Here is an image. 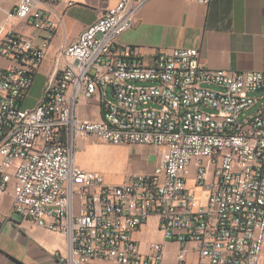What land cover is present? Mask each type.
I'll list each match as a JSON object with an SVG mask.
<instances>
[{"label":"built area","instance_id":"2783aa9c","mask_svg":"<svg viewBox=\"0 0 264 264\" xmlns=\"http://www.w3.org/2000/svg\"><path fill=\"white\" fill-rule=\"evenodd\" d=\"M63 1H18L14 15L46 30L40 44L14 33L0 40L9 62L0 64V190H12V212L68 236L62 264H164L163 243L143 253L133 238L153 214L178 244L179 264L191 249L210 264H261L264 102L240 115L264 100V71L206 67L197 48L161 49L146 61L117 37L148 0H119L62 47L65 66L39 103L24 107ZM90 98L100 101V120L77 115ZM87 138L163 148V159L109 183L77 163Z\"/></svg>","mask_w":264,"mask_h":264},{"label":"crops","instance_id":"0c3cea01","mask_svg":"<svg viewBox=\"0 0 264 264\" xmlns=\"http://www.w3.org/2000/svg\"><path fill=\"white\" fill-rule=\"evenodd\" d=\"M18 1L0 0V40L14 33L40 44L47 36L46 30L14 15ZM73 1L74 4L69 6L65 0L51 12L58 25L23 101L24 107L36 106L47 83L65 66L67 58L62 54V47L76 41L84 28L119 0ZM117 41L121 45L139 47L146 61L161 49L197 48L206 67L264 71V0H210L208 3L199 0H148L137 12L132 27L120 34ZM8 63L6 58L0 59V64ZM76 112L81 119L89 120H100L103 115L98 98L83 100ZM86 142L103 148V161L119 176L117 179L105 177L109 183H121L133 173L150 172L163 159V148L116 145L93 138L78 143L84 145ZM77 151V163L93 170L91 164L77 159ZM188 185L194 187L193 180H189ZM194 189L204 194L201 188ZM13 201L11 189L0 190V264H62L60 254H67L70 248L68 236L41 228L13 213ZM133 238L143 253L149 251L151 244L163 243L164 264H179L176 256L178 244L166 238L157 215H151L134 232ZM100 264L115 263L101 260ZM184 264L210 263L191 249ZM261 264H264V251Z\"/></svg>","mask_w":264,"mask_h":264},{"label":"rangeland","instance_id":"374dc122","mask_svg":"<svg viewBox=\"0 0 264 264\" xmlns=\"http://www.w3.org/2000/svg\"><path fill=\"white\" fill-rule=\"evenodd\" d=\"M253 94L256 97H259L261 95V92H255ZM263 102L264 100H259L257 104L242 112L240 115V120L251 115L258 107L262 105ZM76 151H77V159L79 161L91 164L93 166V170L101 172L105 177H109L111 179L112 178L117 179L119 177L117 176V174H114L115 173L114 168L106 165V163L103 161L101 157V154H103L102 147L98 146L97 144H93L91 142H86L84 145L78 143L76 147Z\"/></svg>","mask_w":264,"mask_h":264},{"label":"water","instance_id":"95a60500","mask_svg":"<svg viewBox=\"0 0 264 264\" xmlns=\"http://www.w3.org/2000/svg\"><path fill=\"white\" fill-rule=\"evenodd\" d=\"M260 90H264V87H263V88H261Z\"/></svg>","mask_w":264,"mask_h":264}]
</instances>
